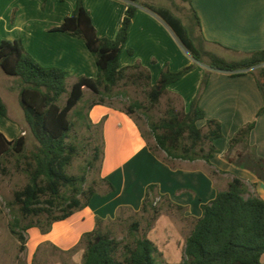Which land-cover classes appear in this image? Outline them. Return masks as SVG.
<instances>
[{"label":"crops","instance_id":"1","mask_svg":"<svg viewBox=\"0 0 264 264\" xmlns=\"http://www.w3.org/2000/svg\"><path fill=\"white\" fill-rule=\"evenodd\" d=\"M173 1L180 6L188 3L192 12L195 11L200 22L197 38L203 40L204 45L212 46L218 56L236 60L264 50V0ZM84 4L98 35L113 39L128 1L85 0ZM76 5L77 0L69 3L66 0H0V44L6 40H21L25 50L39 64L67 71V81L72 80L73 84L81 77L97 78L95 57L84 41L52 31L73 15ZM174 5L172 2V10L160 7L178 16L179 8ZM135 64H141L150 72L152 85L157 84L163 71L180 72L193 66L179 81L168 86L170 96L180 100L185 112L197 98L206 72L211 73L200 99L206 120L200 121L198 126L206 129L207 120L220 122L222 138L214 141L217 153L209 164L176 160L171 166L152 153L133 117L108 104L94 106L89 112L92 124L103 123L104 155L100 164L103 193L98 191L84 210L67 220L71 222L65 232L69 237L64 235L63 244H69L70 236L75 233H78L77 243L84 234L96 229L98 219L107 224L125 221L126 212L143 215V199L149 186H155L152 196L165 207L157 221L163 214L172 216L182 235L188 230L186 227H190L191 233L202 216L201 205L212 202L219 192L227 191L234 179L242 180L249 186L250 194L264 200V114L258 117L264 101L255 77L249 73L235 77L196 62L160 17L139 6L120 57L122 68ZM20 89L21 85L0 68V103L6 106L8 113L6 117L0 116V132L9 141L28 134L24 112L21 114ZM89 93L93 94L85 89V96ZM11 99L19 101L18 113L10 104ZM254 121L256 127L248 142L232 147L231 141L239 130ZM108 183L115 192L109 193ZM169 205L183 207V210H173ZM174 213L179 216L177 220ZM157 221L146 234L147 238L150 239ZM190 233L183 235L184 250ZM55 236L52 233L49 238Z\"/></svg>","mask_w":264,"mask_h":264},{"label":"trees","instance_id":"2","mask_svg":"<svg viewBox=\"0 0 264 264\" xmlns=\"http://www.w3.org/2000/svg\"><path fill=\"white\" fill-rule=\"evenodd\" d=\"M85 0H77L72 16L67 17L61 26L53 32L69 34L84 41L88 51L95 57L97 78L81 77L68 90V72L57 67H44L39 64L24 48L21 40L3 41L0 44V68L9 77L18 78L22 85L20 99L28 130L36 144L28 150V137L21 136L9 141L0 132V166L10 157L24 161L29 182L14 194V205L23 219L46 216L47 229L50 232L57 222L70 219L75 213L84 210L93 196L98 194L95 184L86 187L87 173L70 175L68 170L79 156V147L72 140V133L77 126H85L88 131L102 129L103 123L93 125L89 112L76 111L83 101L85 89L90 90L100 101L93 100L91 110L96 105H107V99L116 94L121 85H134L145 90L148 105L135 101L125 111L131 117L142 111L147 120L156 146L149 144L152 153L173 166L176 160L210 163L217 153L214 141L222 138V127L217 120L206 121V131L198 126L206 120V113L200 106L210 72H206L197 98L188 112L178 111L170 102L163 119L155 121L150 116L161 99L170 96L168 86L179 81L190 72L189 66L180 72L163 71L157 84L152 85L150 72L141 64L122 68L120 57L125 48L132 21L137 8L143 7L160 17L174 32L192 58L212 70L229 72L232 76L252 74L257 82L264 101V50L250 53L236 60H228L213 52L204 51V42L192 36L181 18L170 9L155 6L140 0L128 1L127 9L116 36L113 39L102 38L93 24L90 13L85 8ZM200 28L197 14L193 11ZM132 54L133 52L130 51ZM119 94V93H118ZM67 95L64 105L61 99ZM7 109L0 103V116H7ZM264 114V105L258 117ZM256 127V121L239 130L231 141L234 147L247 143ZM144 138H146L145 134ZM102 140V138H101ZM147 140V138H146ZM162 151L166 157L159 155ZM104 155V142L94 147L93 157L85 169L95 168ZM109 184V193L115 192ZM155 186H149L143 202L142 212L154 214V223L162 213L156 208L152 196ZM249 195V197H247ZM173 210L183 207L169 205ZM164 208V207H163ZM162 210V211H161ZM202 216L197 219L186 241L182 264H263L264 256V200L250 194V189L240 179H234L228 190L219 192L216 198L201 205ZM57 212L60 214L58 215ZM11 226V233L20 242L25 243L19 231L20 218ZM104 221L98 219L96 229L82 237L85 244L83 264H159L163 256L157 246L146 235L138 236L140 224L134 222L130 227L132 240L123 243L115 239L111 230L103 231ZM153 224H149L151 228ZM37 225L22 227L27 232Z\"/></svg>","mask_w":264,"mask_h":264},{"label":"rangeland","instance_id":"3","mask_svg":"<svg viewBox=\"0 0 264 264\" xmlns=\"http://www.w3.org/2000/svg\"><path fill=\"white\" fill-rule=\"evenodd\" d=\"M69 3L70 0H66ZM141 2H149L155 6H166L171 8L172 2L176 5L174 7L179 11L176 12L178 16L183 20L185 26L190 30L193 37L197 38V22L194 14L188 3H184L180 6L173 0H140ZM180 6V7H178ZM204 51L215 52L212 46L204 45ZM20 85L21 81L18 78H14ZM73 84L72 80L67 81L68 90L71 89ZM119 93V94H118ZM67 99L65 95L60 104L64 105ZM93 100L100 101V98L93 94H87L83 101L77 106L76 111L84 110L89 112V106ZM135 101L141 102L144 105H148V101L145 95V90L141 87L134 85L121 84L116 89V94L111 99H107L105 102L115 108L126 110ZM170 102L178 111H184L180 100L176 97L165 96L161 99L160 104L151 111L150 116L155 121H159L165 117V113L169 108ZM10 104L16 110V113L20 111L19 101L11 99ZM20 109V110H19ZM23 113V108L21 114ZM133 118L140 125L143 134H145L148 142L153 147L156 146L155 139L151 134L149 121L142 111H138L134 114ZM27 129L28 126L25 124ZM204 132L206 129H203ZM28 150H32L36 142L28 130ZM75 141L79 147V156L74 160L72 166L68 170L70 175H80L87 173L86 187L95 184L98 191L103 193L102 181L100 174L98 173L99 164L95 168L85 169L88 167V162L93 157L94 147L100 146L101 131L100 129H93L88 131L84 126H77L72 133V140ZM159 155L166 157V155L159 151ZM26 165L24 161L18 163L17 158L10 157L4 160L0 166V264H83V258L85 254V244L82 238L78 240V233L75 236H70L71 240L68 243L63 244L62 239L66 235V229L71 222H57L53 225L50 232L44 233L43 230L47 229V217H32L23 219L19 215V210L14 205V194L16 191H20L29 182L28 174L26 173ZM145 199V196H144ZM143 199V201H144ZM153 203L155 207L160 209L163 204L161 200H155ZM166 204V203H165ZM161 205V206H160ZM165 208V207H164ZM161 207V209H164ZM161 210V211H162ZM168 212V211H167ZM59 215L60 213L57 212ZM174 217H179L174 213ZM16 218H20L19 231L25 238V243L11 233V226L16 225ZM123 219L125 221L115 223H104L101 226L103 231L107 229L111 230L112 236L123 242L127 243L132 240L130 227L134 222H139L140 228L137 233L138 236L146 235L149 230V224H154V214L150 211L147 214L135 216L129 212L124 214ZM70 220V219H69ZM28 224H35L27 232H22V227ZM153 226V225H151ZM186 226V225H184ZM89 227V226H86ZM188 230H184V236H188L190 233V227H186ZM55 233L54 238H49V235ZM172 216L161 215L160 219L156 223V228L150 236V240L157 246L159 252L163 255L160 258L159 264H182L184 258V236H183ZM69 234L66 235V238ZM147 236V235H146ZM65 238V239H66ZM67 240V239H66ZM62 243V244H61ZM72 245V246H71ZM70 246V247H68Z\"/></svg>","mask_w":264,"mask_h":264}]
</instances>
